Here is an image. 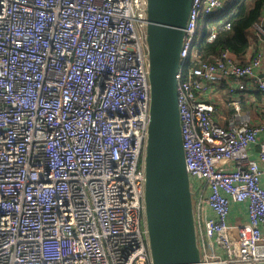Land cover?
<instances>
[{
	"label": "built area",
	"instance_id": "obj_1",
	"mask_svg": "<svg viewBox=\"0 0 264 264\" xmlns=\"http://www.w3.org/2000/svg\"><path fill=\"white\" fill-rule=\"evenodd\" d=\"M231 2L193 0L177 74L183 145L199 264H264V121L240 101L220 119L208 95L224 83L264 97L263 49L197 55L217 33L201 26ZM147 5L0 0V264H153ZM254 31L264 45V8ZM240 205L246 220H232Z\"/></svg>",
	"mask_w": 264,
	"mask_h": 264
},
{
	"label": "water",
	"instance_id": "obj_2",
	"mask_svg": "<svg viewBox=\"0 0 264 264\" xmlns=\"http://www.w3.org/2000/svg\"><path fill=\"white\" fill-rule=\"evenodd\" d=\"M150 109L145 217L153 264H199L193 191L183 145L178 69L193 0H147Z\"/></svg>",
	"mask_w": 264,
	"mask_h": 264
},
{
	"label": "trees",
	"instance_id": "obj_3",
	"mask_svg": "<svg viewBox=\"0 0 264 264\" xmlns=\"http://www.w3.org/2000/svg\"><path fill=\"white\" fill-rule=\"evenodd\" d=\"M263 8L264 0H232L226 11L213 15L209 22L201 26L204 35L213 26L217 33L212 41L204 38L200 40L197 55L203 60L212 61L221 51L229 49L242 59L249 50V36L254 31ZM227 23L230 24L229 27ZM253 99L258 102L264 98L260 92H254ZM242 106L246 108L247 103L243 101Z\"/></svg>",
	"mask_w": 264,
	"mask_h": 264
},
{
	"label": "crops",
	"instance_id": "obj_4",
	"mask_svg": "<svg viewBox=\"0 0 264 264\" xmlns=\"http://www.w3.org/2000/svg\"><path fill=\"white\" fill-rule=\"evenodd\" d=\"M250 46H249V50L246 52V54L244 55V57L242 59H239V57H237L239 60H245L247 59L250 55H252V53L254 52V50L256 51L258 48L259 50L263 49V54H264V45L263 42L260 38V36L256 33V31H253L250 36ZM264 40V39H263ZM263 66H264V62H263ZM255 92V91H254ZM254 92L252 95H248L244 92L241 91H237L234 94H231L229 92V87L227 84L224 83H220L217 84L215 86V89L212 93H209V99L215 103L216 107L218 108L219 112V117L220 119H222L225 116H229L231 114H233L235 112V108L233 107L232 101H240V106H242V102H246L247 103V107L243 108L244 109H249V110H244V111H248L252 122L253 123H261L264 121V106L261 104H264V99H262L261 101H255L254 98ZM256 92H258L256 90ZM264 98V97H263ZM260 105L262 106V110L260 111V113L258 114L257 111L260 110ZM254 112V113H253ZM252 158L257 159L258 158V146H253L252 147ZM232 220L237 219L239 221H244L247 218L246 215V211L244 209L243 206H233L232 209V216H231Z\"/></svg>",
	"mask_w": 264,
	"mask_h": 264
},
{
	"label": "rangeland",
	"instance_id": "obj_5",
	"mask_svg": "<svg viewBox=\"0 0 264 264\" xmlns=\"http://www.w3.org/2000/svg\"><path fill=\"white\" fill-rule=\"evenodd\" d=\"M196 41L198 42V41H199V38H197V40H196ZM261 105H263V106H264V104H261ZM261 105H260V108H261V109L257 111V113H258V114H259V113H260V111L263 109ZM241 107H242V106H241ZM242 109H244V108L242 107ZM244 110H249V109L247 108V109H244ZM253 113H254V112H253Z\"/></svg>",
	"mask_w": 264,
	"mask_h": 264
}]
</instances>
